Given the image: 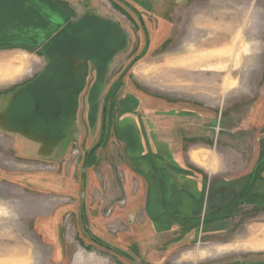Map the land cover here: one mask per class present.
Returning a JSON list of instances; mask_svg holds the SVG:
<instances>
[{
	"label": "rangeland",
	"instance_id": "rangeland-1",
	"mask_svg": "<svg viewBox=\"0 0 264 264\" xmlns=\"http://www.w3.org/2000/svg\"><path fill=\"white\" fill-rule=\"evenodd\" d=\"M37 1L62 27L36 46L0 44V60L17 68L26 58L22 74L0 76V101L22 87L21 124L40 133L15 146L0 128V264L264 262V249H250L264 248L252 240L264 229V0ZM234 24L235 45L199 47ZM192 83L215 86L213 99L175 90ZM172 148L206 173L203 192L200 180L171 173ZM193 148L211 168L191 159ZM225 180L230 203L242 202L212 219L222 194L208 190ZM227 241L236 248L208 257L206 247ZM194 248L185 257L208 258L180 259Z\"/></svg>",
	"mask_w": 264,
	"mask_h": 264
},
{
	"label": "crops",
	"instance_id": "crops-1",
	"mask_svg": "<svg viewBox=\"0 0 264 264\" xmlns=\"http://www.w3.org/2000/svg\"><path fill=\"white\" fill-rule=\"evenodd\" d=\"M235 25L236 24H234V25H231L228 29H226V30H224V31H220V32H218V33H216V34H212V35H210V36H207L206 38H202V39H200L199 41H198V45H199V47H203L204 45L205 46H208L207 44H209V45H218L219 43H226L227 45L228 44H230V43H233L234 42V40H235ZM258 28H259V26H257ZM256 32V30L255 29H251V28H249V29H247L246 30V34L245 35H247V36H250L251 34H253V33H255ZM228 53H229V51H228ZM229 57H231V56H229ZM234 57V56H233ZM258 57V51H253L252 53H250L249 54V56L246 58V61H248L249 59H252V60H256V58ZM17 59H13V60H9V61H7V58L4 60V59H2V60H0V76H8V75H10V76H15V75H20V74H22V69H23V65H25L26 64V58L25 57H22L21 59H19V61L20 62H18V63H20V67L18 66L17 68H14L15 66H14V62L16 61ZM201 61V60H200ZM245 61V62H246ZM245 62H244V64H245ZM22 63V64H21ZM203 62L201 61V69L202 70H207V71H214V72H217L216 73V78H215V80L216 79H218L219 77H218V75H219V71L218 70H216L215 68L213 69V67H209V68H203V64H202ZM11 66V67H10ZM195 66H199V65H197V64H194V67ZM170 67V66H169ZM168 67V68H169ZM171 68V67H170ZM8 69V70H7ZM12 70V71H11ZM251 73L252 74H254L255 72H256V68L255 67H253V64H252V66H251ZM16 71V72H15ZM140 71H142L141 73H143V74H148V75H150V74H153L154 73V70H149V69H147V70H140ZM9 72H10V74H9ZM18 72V73H17ZM13 73V74H12ZM7 74V75H6ZM138 74V73H137ZM138 75H140V74H138ZM154 75V74H153ZM218 77V78H217ZM151 79V78H150ZM213 83V82H212ZM174 88V87H173ZM175 89V88H174ZM175 90H184V91H191L193 94H194V96H198V97H205V98H208V99H213L212 98V95H211V93L210 92H214V91H217V90H215V86H213V85H205V84H203V85H201V86H199L198 84H196V83H192V84H187L186 86H179L178 87V89H175ZM177 115H170V117H168V118H173V117H176ZM149 117V121L150 122H156L157 121V115H149L148 116ZM178 118H180V116H177ZM168 118L166 117V119H164L161 123L163 124L162 126H164V124L166 123H169V121H168ZM173 120V119H172ZM196 122H199V120L198 121H195V123H194V125H195V128H194V130H193V132H202V130H201V126L200 125H198ZM200 127V128H199ZM164 129H165V127H164ZM155 132L157 133V131L155 130ZM170 137H172V136H170L169 135V139H170ZM158 139H161V141L164 139V140H166L165 138H163V137H161V136H159V138ZM163 140V141H164ZM167 141V140H166ZM169 141V140H168ZM170 143V145H171V142H169ZM100 144V143H99ZM173 147V146H172ZM94 149V147H92V150ZM172 150H173V154H174V159H175V167H174V169L173 170H171V173H175L176 174V176L178 177V180H180L181 179V177H183V178H185V180H186V178H188L189 180H196V181H198V180H200V184L202 185L201 186V188H202V192L204 191V181L205 180H207V179H209L208 178V176L206 175V173H205V175H201V174H199V173H196V174H194L193 173V171H195V170H193L194 168H192V166L189 164V163H187V162H185L184 161V159L182 158V157H180V154L177 152V151H174V149L172 148ZM261 152V151H260ZM190 156H191V159L194 161V162H196V163H198V164H200V165H202V166H204V167H206V168H211L212 166H209V165H207L206 164V162L202 159V157L200 156V153L198 152V150L197 149H195V148H193V149H191V151H190ZM213 159H214V161L216 162V159L213 157ZM209 166V167H208ZM204 171V170H203ZM203 181V182H202ZM230 181H228V180H225V181H222V183L219 185L220 187H219V189H216V187H217V185L215 186V187H213L212 186V184H211V187H210V189L208 190L209 192H208V196H210V193H211V188H212V190H213V195H214V193L216 192V193H221L222 195L221 196H214V197H220L221 198V201H222V203L224 204H221L220 206H219V208L218 207H215V208H213L211 211L212 212H215V211H218V213L220 212L219 210H225V209H228V207L230 206V198H232L233 197V193H234V189L229 185L228 187H227V184L229 183ZM203 183V184H202ZM224 183V184H223ZM226 183V184H225ZM150 186V185H149ZM240 187H239V189H238V192H237V189H236V192L238 193V195L240 194V193H242V191H244V189L246 188V184L245 185H243V186H241V185H239ZM241 188V189H240ZM258 194H262V189H261V187H260V190H259V192H258ZM214 197H212V200L214 199ZM245 198H247V197H245ZM207 199H209L208 197H207ZM259 200H261V199H259ZM203 203H204V201H203ZM219 203V202H218ZM239 205V204H238ZM224 208V209H223ZM202 209H203V207L201 208V210L199 211V213L195 216L196 218H198V217H200L201 218V215L203 214V211H202ZM232 209H234V207L233 208H231V209H228V213L226 212L225 214H223V215H219L218 213H217V215H214V217H212V219L213 218H216V217H220V216H224V215H228L230 212H231V210ZM193 224H194V222H190L189 224H187V226H186V230H188V229H190L192 226H193ZM197 224H198V222H197ZM176 224H173L172 226H170V229L168 230V232H170V231H174L175 229H176ZM262 230L264 231V229H261V230H258V231H261V232H259V234L260 235H262ZM220 231H223V229H217L215 232H220ZM166 232H167V229H166ZM165 232V233H166ZM214 232V233H215ZM157 234H159V233H157ZM213 234V233H212ZM263 238H261V239H259V238H252V240L255 242V243H258V244H260L261 242H262V240H264V236H262ZM182 240V239H181ZM179 241V240H178ZM236 243H232V242H229V241H227V242H222V243H218V244H216L215 246H213V247H206L208 250H209V256L208 257H213V255H219V254H221V253H226V252H229V251H231V250H233V249H235L236 247L234 246ZM262 244V243H261ZM224 245V246H223ZM227 245H232L233 246V248H231V249H228L227 247H225V246H227ZM220 246H222V247H220ZM200 247H204V246H200ZM199 248V247H198ZM198 248H194V249H189V250H184L182 253H181V255H180V259H183V260H192V261H197V260H200V259H205V258H208V257H205V258H199V257H197V258H188V257H185V255L188 253V254H192L193 253V255H195V253H197V251H198ZM222 249V248H227L228 250H226V251H221V252H219L218 251V249ZM250 249H264V248H255V247H250ZM195 252V253H194ZM197 255V254H196ZM191 257H193V256H191ZM244 260V259H243ZM136 261H138L137 259H136ZM248 261V262H247ZM249 261H251V259H249L248 258V260L247 259H245L244 261H241V263L240 264H252L253 262H249ZM79 262V264H81V263H85V264H100V263H102V261L100 262V260L98 259H92L91 257H86V256H83V257H81V259L78 261ZM227 263L228 264H237L236 263V260L235 259H232V260H227ZM258 264H264V262H262V258L259 260V263Z\"/></svg>",
	"mask_w": 264,
	"mask_h": 264
},
{
	"label": "water",
	"instance_id": "water-1",
	"mask_svg": "<svg viewBox=\"0 0 264 264\" xmlns=\"http://www.w3.org/2000/svg\"><path fill=\"white\" fill-rule=\"evenodd\" d=\"M49 16L36 0H0V44L14 43L27 35L43 43L63 25Z\"/></svg>",
	"mask_w": 264,
	"mask_h": 264
},
{
	"label": "flooded vegetation",
	"instance_id": "flooded-vegetation-1",
	"mask_svg": "<svg viewBox=\"0 0 264 264\" xmlns=\"http://www.w3.org/2000/svg\"><path fill=\"white\" fill-rule=\"evenodd\" d=\"M37 3L38 5H40L41 8H43L45 11L50 13L49 17L54 21V23H57L56 11L47 8L45 4L40 3L39 1H37ZM39 35L41 34L39 33ZM20 42L36 46V44L39 43V39H35L32 36L27 35L24 36L20 40ZM18 92H19L18 94H16V92L11 93L10 91L8 93H3L2 94L3 99L0 101V128L4 129V133H6L8 137H13V144L15 146L17 145L19 140L30 141V140L38 139L37 136L40 134L39 132H37V129L35 128L22 126L21 123L26 122L25 121L26 117H24L25 115H22L21 113H23L26 110V107L20 106L17 101L18 99L17 96H21L22 94V87L18 88ZM35 106L38 108L37 105ZM17 123L21 125H17V126L14 125ZM40 149H42V146L38 148V150Z\"/></svg>",
	"mask_w": 264,
	"mask_h": 264
},
{
	"label": "trees",
	"instance_id": "trees-1",
	"mask_svg": "<svg viewBox=\"0 0 264 264\" xmlns=\"http://www.w3.org/2000/svg\"><path fill=\"white\" fill-rule=\"evenodd\" d=\"M142 22V26H143V28H144V31H145V34H146V36H148V31H147V29H146V27H145V25H144V23H143V21H141ZM147 42H149V39H148V41H146V43ZM137 58H135L133 61H131L130 63H129V65L127 66V69L129 70L130 68H131V66L133 65V63H134V61L136 60ZM125 73V72H124ZM263 154H262V158H260L259 160H258V162L260 163V161L262 162V167L264 166V151L262 152ZM258 171H257V169H256V173H257ZM262 182H264V177H262ZM244 191H245V189H244ZM243 191V192H244ZM264 195V194H263ZM264 197V196H263ZM240 202H242V200L239 198L238 200H237V202L236 203H234V204H230V206L228 207V209H231V208H233V207H237L238 206V204L240 203ZM228 209H225V210H222V211H220L218 214L219 215H222V214H224V213H226L227 211H228ZM207 215H205V217H204V223H206V221H207ZM199 223H200V220H199ZM203 223V224H204Z\"/></svg>",
	"mask_w": 264,
	"mask_h": 264
},
{
	"label": "bare ground",
	"instance_id": "bare-ground-1",
	"mask_svg": "<svg viewBox=\"0 0 264 264\" xmlns=\"http://www.w3.org/2000/svg\"><path fill=\"white\" fill-rule=\"evenodd\" d=\"M239 37V36H238ZM240 38V37H239ZM239 41V40H238ZM241 43V42H240ZM234 44V43H233ZM235 45V44H234ZM238 46V45H237ZM231 49H232V45H231ZM233 50V49H232ZM232 53V52H231ZM22 64V63H21ZM11 67V66H10ZM20 67V66H19ZM15 68V67H14ZM8 70V69H7ZM12 71V70H11ZM16 72V71H15ZM18 73V72H17ZM10 74V72H9ZM13 74V73H12ZM7 75V74H6ZM4 76V75H3ZM2 77V76H1ZM262 236H264V231L262 230ZM262 243V242H261Z\"/></svg>",
	"mask_w": 264,
	"mask_h": 264
}]
</instances>
